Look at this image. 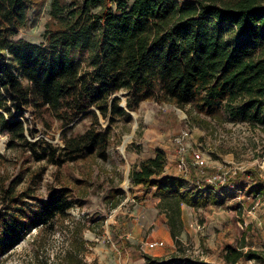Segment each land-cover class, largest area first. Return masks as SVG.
Wrapping results in <instances>:
<instances>
[{
    "label": "trees",
    "instance_id": "trees-1",
    "mask_svg": "<svg viewBox=\"0 0 264 264\" xmlns=\"http://www.w3.org/2000/svg\"><path fill=\"white\" fill-rule=\"evenodd\" d=\"M46 2L0 0V132L9 136V149L17 142L36 161L58 167L92 158L107 161L113 126L121 119L132 121L122 99L114 97L119 94H125L133 115L143 102L156 100L191 106L199 118L222 122L227 116L264 125V0H54L44 42L16 39ZM26 111L61 122L63 146L28 140L24 123L17 120ZM5 115L16 120L9 122ZM81 116L91 118L90 128L69 135L68 126ZM100 117L109 120L106 128ZM3 142L0 137V146ZM166 167V155L159 151L130 173L131 185L141 186L144 197L155 189L157 209L178 248L168 257L144 254L146 263L209 264L183 250V207L224 202L199 190L196 171L181 177ZM60 185L27 210L19 207L27 193L0 185L14 206L0 213V264L33 230L42 233L67 221L76 225L69 214L76 204L73 189ZM258 195L264 196V188ZM124 198L121 191L111 193V207ZM86 244L83 238L71 242L65 264H87ZM243 259L264 264L262 254L244 247L228 248L224 256L226 264Z\"/></svg>",
    "mask_w": 264,
    "mask_h": 264
},
{
    "label": "rangeland",
    "instance_id": "rangeland-1",
    "mask_svg": "<svg viewBox=\"0 0 264 264\" xmlns=\"http://www.w3.org/2000/svg\"><path fill=\"white\" fill-rule=\"evenodd\" d=\"M46 1L38 19L35 20L32 13L29 26L20 30L16 39L36 44L44 42L54 0ZM120 96L125 97V94ZM131 116V122L121 119L113 126L107 161L92 158L63 167L46 160L36 161L17 142L13 149H9V136L0 132L4 141L0 146V185L14 188L17 194H28L20 208L35 209L54 189L61 187V182L73 189L76 202L69 212L75 226L67 221L64 227L55 226L42 233L33 230L25 241L3 257L2 264H65V251L78 238L87 243L84 255L87 264H128L127 259L144 254L153 256L148 244L155 241L153 234L159 226L168 229V225L165 216L160 215L155 206L158 200L151 194L144 197L141 187L132 186L130 173L133 165L159 150L169 159L170 174L184 177L178 169L180 146L177 140L186 131L190 134L184 140L189 160L193 152H199L207 162L209 173L236 172L231 177V184L245 190L247 196H254L245 199L240 206L231 194L219 197L223 205L210 203L200 210L186 213V226L184 224L181 236L183 250L191 258L226 264V245L233 244L237 248L246 242L245 252L257 251L264 256V196L258 195L261 189L258 184H263L260 186L264 188V125L234 122L227 116L222 122L206 116L199 118L192 113L191 106L179 108L156 100L143 102ZM5 117L9 122L16 120ZM17 120L24 123L28 140L44 139L56 147L63 146L65 128L50 115L41 118L26 111L25 117ZM91 124V118L81 116L68 126L71 128L68 134H82ZM100 124L106 128L108 120L100 117ZM192 171L197 172L196 183L202 175L193 167L186 177ZM191 187L194 188L192 183ZM114 191L125 194L116 209L111 207L109 200ZM13 207L0 193V213L4 215ZM77 230H81L78 237ZM238 264L263 263L243 259Z\"/></svg>",
    "mask_w": 264,
    "mask_h": 264
},
{
    "label": "built area",
    "instance_id": "built-area-1",
    "mask_svg": "<svg viewBox=\"0 0 264 264\" xmlns=\"http://www.w3.org/2000/svg\"><path fill=\"white\" fill-rule=\"evenodd\" d=\"M189 133L183 132L181 137L177 140L180 146L179 149V159H178V169L182 173V176H188L191 168H196L202 175V178L196 181V186L199 190L203 191L205 195H215L219 197H227L228 195L234 194V201L239 202L238 205L242 206L245 199H252L254 196H247L245 190L238 188L231 184V177L236 174L232 171H223L218 173H209L207 169V162L202 154L199 152L192 153V159L189 160L187 157V146L184 144V140L189 137ZM150 249H155L158 247H164V242H151L148 244Z\"/></svg>",
    "mask_w": 264,
    "mask_h": 264
},
{
    "label": "crops",
    "instance_id": "crops-1",
    "mask_svg": "<svg viewBox=\"0 0 264 264\" xmlns=\"http://www.w3.org/2000/svg\"><path fill=\"white\" fill-rule=\"evenodd\" d=\"M158 152H159V150H157L156 153H154L153 155L148 156V157H145V160H149V159L155 158ZM165 155H166V153H165ZM166 159H167L166 171L169 172V173H172V170L170 169V165H168V160L169 159H168L167 156H166ZM170 159H173V158H170ZM254 185H257V182ZM260 185L262 186L263 184H258V186L261 188L260 191H262L263 187H261ZM139 187H141V186H139ZM255 187H253L252 189H254ZM154 191H155V189H153L151 191V193H150L152 195V197H153ZM142 193H143V190H142ZM156 200H158V202H157V204L155 206H157L158 203L160 202L159 199H156ZM200 209L201 208H194V207H187V206H184L183 207V220H184L185 226H186L185 214L186 213H189L191 211H196V210H200ZM239 212H241V210H239ZM153 239L155 240L154 242H156V241H158V242H164V244H165L164 247H158V248H155V249H151V251H152L151 252V255H153V257H167V256L173 254L176 251V245H175V242L173 241V239L171 237V233H170L169 227L167 229L165 227H160L159 226V228L157 229V231L153 234ZM239 240H241V238ZM226 246H227V248H226V251H227L228 248H232V249H237L238 250L240 247H244L246 249V247L248 245H247L246 242H243L241 244V246L240 247H237V248L236 247H233V244H231L230 246H229V244H227ZM226 251H225V254H226ZM225 254H224V256H225ZM126 262L128 264H147L146 263V260L144 258V255H142L140 257H137L135 259H131V260L130 259H127ZM206 262L209 263V264H213L214 263V262H209V261H206Z\"/></svg>",
    "mask_w": 264,
    "mask_h": 264
},
{
    "label": "water",
    "instance_id": "water-1",
    "mask_svg": "<svg viewBox=\"0 0 264 264\" xmlns=\"http://www.w3.org/2000/svg\"><path fill=\"white\" fill-rule=\"evenodd\" d=\"M114 97H119V98H121V99H122V105H121V107L124 108V109H126L127 112H128L130 115H132V114H131V111H128L127 106H126V96L123 97V96H120V95H115ZM0 113H1V112H0ZM108 124H109V120H108Z\"/></svg>",
    "mask_w": 264,
    "mask_h": 264
}]
</instances>
